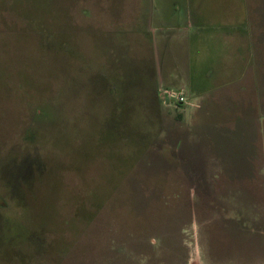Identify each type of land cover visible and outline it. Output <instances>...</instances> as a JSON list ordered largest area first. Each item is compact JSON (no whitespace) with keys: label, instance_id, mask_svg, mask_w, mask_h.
<instances>
[{"label":"rangeland","instance_id":"374dc122","mask_svg":"<svg viewBox=\"0 0 264 264\" xmlns=\"http://www.w3.org/2000/svg\"><path fill=\"white\" fill-rule=\"evenodd\" d=\"M190 5L202 70L264 68V0H0V264H264V121L159 94Z\"/></svg>","mask_w":264,"mask_h":264},{"label":"crops","instance_id":"0c3cea01","mask_svg":"<svg viewBox=\"0 0 264 264\" xmlns=\"http://www.w3.org/2000/svg\"><path fill=\"white\" fill-rule=\"evenodd\" d=\"M193 8H195L193 10ZM198 5H190L188 6V10L184 13V18L179 20L178 22L174 21L172 27L168 31V27L163 23H160L157 29H152V48L155 56H159V51L162 57H165L167 55V52L172 49L173 55L178 57L180 55H183L186 61H188L187 66H181L179 67L176 63L177 59L173 61L169 67H160L158 68V74H159V82L165 83L167 85H175L180 89L182 93L184 92L185 95L188 93H191V95H194L197 97V101H202L205 104H212L216 103L219 105L224 106L225 112L228 113V119L231 121L235 120L237 123L235 125H241L248 126V128L253 129V125L251 124L253 121H256L257 129H259L260 123L264 121V111H262V87H264V68H262V55L259 53V56L256 57L255 63H254V69L255 73H252L253 66L249 65V62L245 59L242 60V68L238 71V74L231 78V80H228L226 75H228L230 72L233 71V68L230 65V61H227L222 65V69L213 68L212 66H207L204 70H202L201 62L197 61L195 58L196 52L193 53L190 52L191 47L190 45L187 48V51H184V47L186 49V42L184 40L189 41V31L191 27L197 25V23H201L202 16L199 13V10H197ZM205 8V7H204ZM234 17V16H233ZM218 22H221L223 24H236L238 21L236 19V16L234 17V20L230 19L229 21L226 20H218ZM240 21L238 22V24ZM243 23V22H242ZM197 27V26H196ZM261 28H259L258 31H260ZM233 30H229L226 34H232ZM170 34H167V33ZM240 39L244 41H248L246 38V35L242 36V33H240ZM193 35V34H192ZM192 38V37H191ZM250 38V35H249ZM249 43V42H248ZM246 44L245 47L250 46L249 44ZM260 43H256V47H259ZM171 48V49H170ZM251 48V47H250ZM185 52L182 54L178 52ZM186 55V56H185ZM194 55V59L191 60L190 56L192 57ZM244 56V54H241ZM213 56H219V54L213 55ZM245 58V56L243 57ZM242 59V58H241ZM239 61H241L239 59ZM208 62V61H207ZM179 63V61H178ZM184 65V64H183ZM181 68V69H180ZM259 68V74H257V70ZM227 77V79H225ZM257 79H259V84L257 83ZM232 81V82H231ZM258 84V86H257ZM230 86L236 87L240 91V98L232 99L229 98V96L221 95L227 88ZM223 92L221 93V90ZM224 94V93H223ZM254 94V95H253ZM252 95L254 97V101L252 100ZM248 96V97H246ZM230 107L228 108V106ZM232 105V106H231ZM234 105L238 106V110H233ZM227 107V108H226ZM236 107V106H235ZM199 108V106H198ZM235 111V112H234ZM181 123L183 121V114L181 112ZM185 117V116H184ZM227 120V119H225ZM234 125V123H232ZM255 124V123H253ZM209 125H214V123L211 124H203L204 129H207V131L212 130V132L220 131V132H229V129L223 130L224 127H221L219 125L218 130L210 127ZM218 125V124H217ZM202 130V132L204 131ZM223 130V131H222Z\"/></svg>","mask_w":264,"mask_h":264},{"label":"built area","instance_id":"2783aa9c","mask_svg":"<svg viewBox=\"0 0 264 264\" xmlns=\"http://www.w3.org/2000/svg\"><path fill=\"white\" fill-rule=\"evenodd\" d=\"M159 94L165 99L167 103L180 106L185 104L186 98L184 97V94L181 91L163 90L160 91Z\"/></svg>","mask_w":264,"mask_h":264},{"label":"trees","instance_id":"16d2710c","mask_svg":"<svg viewBox=\"0 0 264 264\" xmlns=\"http://www.w3.org/2000/svg\"><path fill=\"white\" fill-rule=\"evenodd\" d=\"M180 107V106H179ZM181 119V115L179 114V116H178V120H180Z\"/></svg>","mask_w":264,"mask_h":264}]
</instances>
